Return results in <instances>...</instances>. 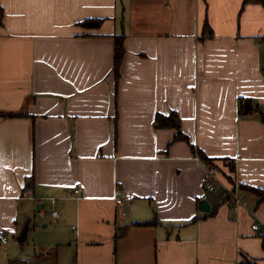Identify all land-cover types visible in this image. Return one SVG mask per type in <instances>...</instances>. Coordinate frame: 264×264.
<instances>
[{
    "label": "crops",
    "instance_id": "obj_1",
    "mask_svg": "<svg viewBox=\"0 0 264 264\" xmlns=\"http://www.w3.org/2000/svg\"><path fill=\"white\" fill-rule=\"evenodd\" d=\"M171 113L188 143L155 129ZM261 114L259 4L0 0V233L17 242L36 212L34 264H264L250 229L264 201L239 188L235 212L225 196L264 191ZM198 151L220 171L214 192ZM117 188L131 201L115 204Z\"/></svg>",
    "mask_w": 264,
    "mask_h": 264
},
{
    "label": "trees",
    "instance_id": "obj_2",
    "mask_svg": "<svg viewBox=\"0 0 264 264\" xmlns=\"http://www.w3.org/2000/svg\"><path fill=\"white\" fill-rule=\"evenodd\" d=\"M245 3H256V4L261 5L264 8V0H245ZM203 35H206L208 37H210L212 35L211 30L206 23L203 26ZM123 41H124L123 36H114V70H115L116 76H117V72H118L120 62H121V60L123 58V54H124ZM4 116L5 117H18L20 115L9 114V115H4ZM261 120H262V122H264V115L263 114H261ZM154 127H155V129H165V128L175 129L176 135L174 136L173 141H184V142L188 143L187 137L180 131L179 119L174 113H171L167 116L156 115L154 118ZM190 147L194 151V147L192 145H190ZM197 155L202 160L203 165L213 166L212 160L206 158L202 152L198 151ZM215 167H217V166H215ZM226 178L228 179L229 177H226ZM230 181L231 180H229V184L231 183ZM239 188L243 192H247L249 194L254 195L257 198L258 203H261L264 201V191L263 190L255 189L252 187H245V186H239ZM226 199H227V197H226ZM192 221L194 222L195 220H192ZM156 223H157L156 220H151V221H147V222L135 223V224H133V226H135V227H146V226L156 225ZM118 238L119 237L116 236L115 241ZM16 263H17L16 259H13L9 262V264H16Z\"/></svg>",
    "mask_w": 264,
    "mask_h": 264
},
{
    "label": "built area",
    "instance_id": "obj_3",
    "mask_svg": "<svg viewBox=\"0 0 264 264\" xmlns=\"http://www.w3.org/2000/svg\"><path fill=\"white\" fill-rule=\"evenodd\" d=\"M198 161V158H196ZM205 169V177L203 180V188L207 192H214L218 186H221V181H220V171L217 167L215 166H205L203 165ZM78 193V188L74 189L73 191V196H76ZM225 196L231 203V208L233 211H238L240 208H245L247 206L245 200L242 198L240 194L239 187L236 183L230 184L229 189L225 191ZM113 201L115 204L120 205L123 202H129L131 201V197L126 196L123 194V192L117 188L115 189L114 195H113ZM53 215H56L54 213ZM73 231L75 230V227H72ZM250 229L252 232L255 233L257 238L263 239L264 238V230L261 229V224L260 223H253L250 226ZM0 242L2 244L7 243V238L0 233Z\"/></svg>",
    "mask_w": 264,
    "mask_h": 264
},
{
    "label": "rangeland",
    "instance_id": "obj_4",
    "mask_svg": "<svg viewBox=\"0 0 264 264\" xmlns=\"http://www.w3.org/2000/svg\"><path fill=\"white\" fill-rule=\"evenodd\" d=\"M239 187V185H238ZM39 217L38 214L35 212V219L30 220V227L29 231L26 232V240L23 244H18L15 239L12 237L8 238V243L6 246H0V264H8L9 261L16 259V264H34V255L41 252L42 242L44 240L46 242V234L43 232L40 235L39 230L32 229V224L35 223L39 226ZM27 227V226H26ZM23 231V230H22ZM21 231V232H22ZM21 232L19 234H21ZM43 258H46L47 255H43ZM46 259H43L45 261ZM25 261V262H24ZM35 264H40V262H35Z\"/></svg>",
    "mask_w": 264,
    "mask_h": 264
},
{
    "label": "water",
    "instance_id": "obj_5",
    "mask_svg": "<svg viewBox=\"0 0 264 264\" xmlns=\"http://www.w3.org/2000/svg\"><path fill=\"white\" fill-rule=\"evenodd\" d=\"M198 209H199V211H201V212H208L209 209H210V207H209V205L207 204V202H206L205 200H201V201L199 202V204H198ZM26 229H27V228H24V230H23V232L21 233L20 237L17 239V242L22 243V242H24V241L26 240V236H25V234H26Z\"/></svg>",
    "mask_w": 264,
    "mask_h": 264
}]
</instances>
